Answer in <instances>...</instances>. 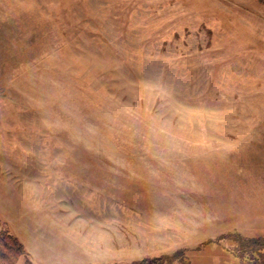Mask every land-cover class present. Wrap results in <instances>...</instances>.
Masks as SVG:
<instances>
[{
    "label": "rangeland",
    "instance_id": "rangeland-1",
    "mask_svg": "<svg viewBox=\"0 0 264 264\" xmlns=\"http://www.w3.org/2000/svg\"><path fill=\"white\" fill-rule=\"evenodd\" d=\"M4 228L38 264L264 235V0H0Z\"/></svg>",
    "mask_w": 264,
    "mask_h": 264
},
{
    "label": "trees",
    "instance_id": "trees-1",
    "mask_svg": "<svg viewBox=\"0 0 264 264\" xmlns=\"http://www.w3.org/2000/svg\"><path fill=\"white\" fill-rule=\"evenodd\" d=\"M228 245L224 249L231 258L229 264H264V235L243 236L236 231L224 234ZM209 239L198 243L194 248L201 247L204 243L217 241ZM184 248H179L171 253L159 255H145L129 261H110L98 264H172L177 260L181 264ZM22 264H38L31 260L23 243L7 229H0V264H17L19 259Z\"/></svg>",
    "mask_w": 264,
    "mask_h": 264
}]
</instances>
